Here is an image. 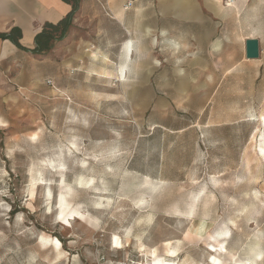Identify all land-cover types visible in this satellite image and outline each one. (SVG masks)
Listing matches in <instances>:
<instances>
[{"label":"rangeland","instance_id":"374dc122","mask_svg":"<svg viewBox=\"0 0 264 264\" xmlns=\"http://www.w3.org/2000/svg\"><path fill=\"white\" fill-rule=\"evenodd\" d=\"M212 1L200 57L178 39L105 55L82 24L3 75L0 264H264V0ZM123 61L130 84L102 75Z\"/></svg>","mask_w":264,"mask_h":264},{"label":"crops","instance_id":"0c3cea01","mask_svg":"<svg viewBox=\"0 0 264 264\" xmlns=\"http://www.w3.org/2000/svg\"><path fill=\"white\" fill-rule=\"evenodd\" d=\"M212 4V0H80L64 38L67 50L70 52L74 44L82 39L84 28L81 30L78 26L84 24L92 35L93 47L97 44L105 55L131 56L137 49L154 45V42L150 45L149 41L178 39L186 45V40L197 41L193 48L199 56L212 48ZM71 9L72 4L65 0H0V33L18 28L20 45L32 49L34 36L43 25L46 22L57 23ZM74 37L77 38L74 40ZM22 58L28 59V67L22 64ZM36 65L34 54L29 50H23L10 39L0 37V79L4 74L13 73L12 77L19 81L23 78L22 73L35 71ZM127 65V69L124 67L126 80L120 82L130 84L132 81L127 73L130 68ZM193 83H196V78L189 75L190 87ZM150 85L153 84L150 82ZM221 87L222 80L206 100L202 112L214 102ZM164 99L159 97L157 103H164Z\"/></svg>","mask_w":264,"mask_h":264},{"label":"trees","instance_id":"16d2710c","mask_svg":"<svg viewBox=\"0 0 264 264\" xmlns=\"http://www.w3.org/2000/svg\"><path fill=\"white\" fill-rule=\"evenodd\" d=\"M65 1L72 4L71 11L55 24L46 22L42 29L34 36V46L32 49H26L20 45V30L18 28H13L7 33H0V37L10 39L16 46L23 50H29L34 55L47 54L53 43L66 37L80 2V0Z\"/></svg>","mask_w":264,"mask_h":264},{"label":"bare ground","instance_id":"6f19581e","mask_svg":"<svg viewBox=\"0 0 264 264\" xmlns=\"http://www.w3.org/2000/svg\"><path fill=\"white\" fill-rule=\"evenodd\" d=\"M234 0H228V2L226 3L227 6L232 7L234 4ZM126 61H123L122 64L119 66L120 68L115 70V72H111V71H106L104 72L105 77L110 78L112 75H114V77L117 79V82L119 81H124L126 80V76H125V69H124V65H125ZM102 72V71H101ZM110 80V79H109ZM107 80V81H109ZM262 120L264 122V115H262ZM1 125V122H0ZM264 135V134H263ZM264 137V136H263ZM260 150L262 152H264V143H262L260 145ZM49 194V193H48ZM50 195V194H49ZM74 213V210L69 208V201L66 199L65 196H62L61 199V211H60V216H67V215H72ZM48 241V240H47ZM50 246V245H49ZM55 249L57 251V255L61 254V249L57 246H55ZM216 259V258H215ZM161 264H170V263H161Z\"/></svg>","mask_w":264,"mask_h":264},{"label":"water","instance_id":"95a60500","mask_svg":"<svg viewBox=\"0 0 264 264\" xmlns=\"http://www.w3.org/2000/svg\"><path fill=\"white\" fill-rule=\"evenodd\" d=\"M245 57L247 59L258 58L259 56V40L257 38H247L244 41Z\"/></svg>","mask_w":264,"mask_h":264},{"label":"snow or ice","instance_id":"6c2138e0","mask_svg":"<svg viewBox=\"0 0 264 264\" xmlns=\"http://www.w3.org/2000/svg\"><path fill=\"white\" fill-rule=\"evenodd\" d=\"M33 139H35V137H33ZM115 239V238H114ZM117 247L119 246L118 244L116 245Z\"/></svg>","mask_w":264,"mask_h":264},{"label":"built area","instance_id":"2783aa9c","mask_svg":"<svg viewBox=\"0 0 264 264\" xmlns=\"http://www.w3.org/2000/svg\"><path fill=\"white\" fill-rule=\"evenodd\" d=\"M90 47H93V45H91Z\"/></svg>","mask_w":264,"mask_h":264}]
</instances>
